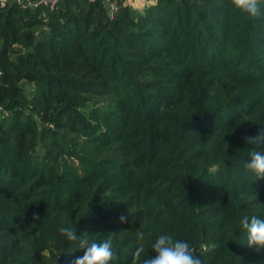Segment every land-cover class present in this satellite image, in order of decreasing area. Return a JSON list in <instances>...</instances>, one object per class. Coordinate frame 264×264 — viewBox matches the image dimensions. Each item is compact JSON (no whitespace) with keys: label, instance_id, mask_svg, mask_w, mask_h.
Listing matches in <instances>:
<instances>
[{"label":"trees","instance_id":"trees-1","mask_svg":"<svg viewBox=\"0 0 264 264\" xmlns=\"http://www.w3.org/2000/svg\"><path fill=\"white\" fill-rule=\"evenodd\" d=\"M114 1L112 19L102 0L0 8V264H74L66 220L111 234L114 264H137L138 231L149 258L166 231L203 264H264L239 223L264 216L243 168L264 135V0L256 17Z\"/></svg>","mask_w":264,"mask_h":264},{"label":"clouds","instance_id":"clouds-1","mask_svg":"<svg viewBox=\"0 0 264 264\" xmlns=\"http://www.w3.org/2000/svg\"><path fill=\"white\" fill-rule=\"evenodd\" d=\"M232 6L241 14L256 17L260 14V0H232ZM257 145L248 152V158L243 163L245 171L255 180L264 178V135L245 137ZM86 215V214H85ZM84 216V215H83ZM82 216V217H83ZM124 217H121V221ZM240 228L246 237V245L256 249H264V216L257 214L243 215L240 218ZM67 241L74 245V250H82L83 255L76 258L74 264H114L116 251L113 236L108 234L101 239H95L88 231L77 235L75 223L64 222L58 228ZM145 233H135V247L132 251L137 264H203L200 256L195 255L194 249L186 239L176 238L169 232H161L148 242V248L155 252L151 258L145 256Z\"/></svg>","mask_w":264,"mask_h":264},{"label":"built area","instance_id":"built-area-1","mask_svg":"<svg viewBox=\"0 0 264 264\" xmlns=\"http://www.w3.org/2000/svg\"><path fill=\"white\" fill-rule=\"evenodd\" d=\"M61 1L63 0H0V8H4L8 5H13L22 10L53 11L57 6V4ZM87 1L90 3H94L99 0H87ZM102 1L105 3L107 7L109 18L112 19L119 9L116 1L114 0H102Z\"/></svg>","mask_w":264,"mask_h":264},{"label":"rangeland","instance_id":"rangeland-1","mask_svg":"<svg viewBox=\"0 0 264 264\" xmlns=\"http://www.w3.org/2000/svg\"><path fill=\"white\" fill-rule=\"evenodd\" d=\"M154 1V0H152ZM126 3L129 7H132L133 9L142 12L145 8L144 6H149L151 4H154V2H147L145 0H127Z\"/></svg>","mask_w":264,"mask_h":264},{"label":"crops","instance_id":"crops-1","mask_svg":"<svg viewBox=\"0 0 264 264\" xmlns=\"http://www.w3.org/2000/svg\"><path fill=\"white\" fill-rule=\"evenodd\" d=\"M148 2H154V1H148ZM144 7H147V6H144Z\"/></svg>","mask_w":264,"mask_h":264},{"label":"water","instance_id":"water-1","mask_svg":"<svg viewBox=\"0 0 264 264\" xmlns=\"http://www.w3.org/2000/svg\"><path fill=\"white\" fill-rule=\"evenodd\" d=\"M0 77L2 78V74L0 73Z\"/></svg>","mask_w":264,"mask_h":264}]
</instances>
